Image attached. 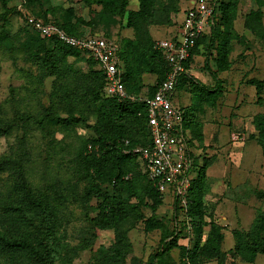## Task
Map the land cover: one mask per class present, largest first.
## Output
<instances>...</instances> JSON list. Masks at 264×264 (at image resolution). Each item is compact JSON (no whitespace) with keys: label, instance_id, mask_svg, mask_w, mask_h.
<instances>
[{"label":"trees","instance_id":"trees-1","mask_svg":"<svg viewBox=\"0 0 264 264\" xmlns=\"http://www.w3.org/2000/svg\"><path fill=\"white\" fill-rule=\"evenodd\" d=\"M12 1L0 0L3 11L0 15V55L15 66L23 60L35 67L36 73L28 76V83L21 90L11 89L10 98L0 103V137H11L23 131V136L18 138V149L0 156V264H54L52 239L64 228L68 217L66 201L59 190L72 194L73 204L79 205L85 211V219H89V228L80 234L78 246L68 253L69 259L90 248L91 239L97 232L113 231L115 241L106 251L107 264H127L129 259L131 264H141L132 255L129 233L140 223L147 233L164 230L157 212L164 205L165 196L143 173L139 157L133 152L135 148L151 145L147 108L141 98L152 97L169 72L162 52L155 47L156 40L152 38L150 27L169 26L171 15L180 12V2L187 5L189 0H137L139 6L136 11L128 10L130 0H82L90 11V20L84 22L78 18L76 23L71 18H58L57 13L61 10L53 7L51 0H16L17 6L25 10L24 21L26 16H32L75 38L86 37L80 25L92 29L102 26L105 31L102 37L119 45L121 81L127 99L104 96V74L87 54L56 39L42 38L26 22L16 33H9L5 27L8 16L15 12L20 14V10L14 11L9 7ZM254 1L259 11L246 17V26L256 33L263 30L260 10L264 9V0ZM215 2V21L192 50L184 64L187 73L181 76L176 87L177 93L189 87L191 107L196 109L204 103L208 107H216L223 96L218 75L231 67L227 59L230 42L235 35L234 24L240 0ZM118 19L125 20L126 28L133 32L132 38H122L119 42L110 36V29ZM204 51L208 52L205 67L210 70V62L216 67V71L210 72L216 83L212 91L199 89L192 82V64L195 57ZM69 59L85 63L86 72L76 69ZM18 71L23 72L21 69ZM147 76L155 81L143 94L146 88L143 81ZM48 78H54V81L48 95L49 104L45 106L42 96ZM247 84L255 88L257 102L261 103L264 80L253 79ZM180 111L183 113L184 131L190 134L188 144L193 178L185 205L171 195L173 213L177 221L183 219L181 222L186 228L201 236L206 227L203 197L208 191L207 177L205 167L195 164L191 151L194 143L192 132L198 126L192 120L194 111L187 108ZM89 119L95 121L91 129L93 135L80 139L73 148L75 150L68 162V181L40 176V183H35L33 178L38 173L35 174V161L28 146L31 131L39 132L42 137L50 135V129L64 134L79 125L88 126ZM253 126L264 155V114L253 118ZM5 173L10 179L3 184L1 176ZM257 197L264 200V193H257ZM94 199L96 204L92 205ZM146 210L151 212V217H147ZM91 214L93 218L89 217ZM91 231L95 233L92 235ZM235 236L236 252L246 263L252 264L259 255H264V210L257 214L248 233L236 232ZM222 241L221 229L212 224L204 245L193 253L186 247L182 248V255L190 261L193 258H218ZM165 243L164 249L148 264H176L171 251L178 246L177 241L174 238Z\"/></svg>","mask_w":264,"mask_h":264},{"label":"rangeland","instance_id":"rangeland-1","mask_svg":"<svg viewBox=\"0 0 264 264\" xmlns=\"http://www.w3.org/2000/svg\"><path fill=\"white\" fill-rule=\"evenodd\" d=\"M13 0L9 7L14 11L20 10V14L11 13L5 25L9 33H16L24 27L23 13L25 10L17 6ZM53 7H58L61 13L58 18H71L73 23L81 18L84 22L90 20V11L82 0H51ZM138 1L130 0L128 10L136 11ZM179 13L171 15V24L166 27H150L152 38L156 41L175 34L179 25V19L187 8L185 3L180 2ZM259 11L254 0H240L238 18L234 24L235 35L230 42L228 63L231 67L228 71L220 73L223 96L217 101L216 107H208L205 103L199 108H193L189 87L176 93L173 105L179 109L194 111L193 122L198 125L192 135L194 139L191 151L195 158V164L205 167L207 177V193L203 197V221L206 227L201 236L185 227L183 219H175L173 213V200L170 195L165 196L164 205L159 208L157 217L164 224V230H156L151 233L144 231V225L140 223L129 235L132 246V255L141 264H148L151 259L175 238L177 247L171 251V257L176 264H249L246 263L236 252V232L248 233L257 216L264 210V200L257 197V193H264V155L261 145L258 143V134L253 126V118L258 114H264L263 101L257 102L255 88L247 82L249 80H264V9H261L262 32H252L246 26V17L251 12ZM3 13L0 7V15ZM52 20V18H50ZM0 23V27H1ZM80 29L87 35H105L102 26L95 29L80 25ZM110 36L120 42L122 38H132L133 32L126 28L125 20L119 21L111 27ZM195 57L191 67L192 82L199 89L212 91L216 83L211 71H216L215 65L210 62L209 69L205 67L208 52ZM215 55V52H212ZM211 61V60H210ZM15 66L7 58L0 55V103L10 98L11 89H22L27 85L28 76L35 74L36 69L23 60H19ZM76 69L86 72L85 63H75ZM98 68V67H97ZM17 69V70H16ZM21 69L23 72H19ZM26 75V76H25ZM54 78L45 80L42 103L48 106V95L52 91ZM154 78L144 77L147 87L154 84ZM24 94V92H22ZM142 94V95H143ZM23 100V99H21ZM26 102V101H25ZM94 120H88V126H78L70 131L60 134L55 129H50V135L42 137V134L31 131L29 134V147L32 151V159L35 161V183H40V176L54 178L55 181L65 178L70 172L69 159L82 138H90L93 135L92 126ZM23 131L11 137H0V156L9 155L18 149V138L22 137ZM254 137V138H253ZM199 138H201L199 140ZM49 172V174L47 173ZM193 177V171H190ZM10 177L8 173L1 176L3 184ZM66 201L67 212L66 224L59 234L52 239L54 249V264H107L106 251L114 244V232L102 231L95 234L90 248L79 252L73 259L68 258L72 248L78 246L82 231L89 228V219H85V211L77 204H73V195L68 191L59 190ZM60 199V198H59ZM69 201V202H68ZM96 204L94 199L91 203ZM147 217L151 212L145 211ZM93 214L89 215L93 218ZM214 224L221 229L223 241L218 258L205 260L202 258H185L182 248L189 249L192 253L203 246ZM92 235L95 231H91ZM164 239V240H163ZM165 243V244H166ZM131 264V260H127ZM252 264H264V255H259Z\"/></svg>","mask_w":264,"mask_h":264},{"label":"built area","instance_id":"built-area-1","mask_svg":"<svg viewBox=\"0 0 264 264\" xmlns=\"http://www.w3.org/2000/svg\"><path fill=\"white\" fill-rule=\"evenodd\" d=\"M217 4L215 0H189L183 20L172 38L156 41L169 67L165 81L152 97H142L146 105L151 145L134 149L141 169L162 195H173L186 204L190 189L192 161L188 144L190 134L183 128V113L173 105L176 87L185 75L184 64L190 58L198 40L206 35L214 23ZM25 22L42 38L58 42L87 54L105 77L103 94L107 98L127 99L121 81L119 45L102 36L75 38L58 30L52 24H44L32 16Z\"/></svg>","mask_w":264,"mask_h":264},{"label":"crops","instance_id":"crops-1","mask_svg":"<svg viewBox=\"0 0 264 264\" xmlns=\"http://www.w3.org/2000/svg\"><path fill=\"white\" fill-rule=\"evenodd\" d=\"M182 20H183V15H181V19H179V25L181 24ZM179 25H178V27H179ZM178 27L176 28L175 34L177 33ZM175 34H172L171 36H168V37H166L164 39L172 38Z\"/></svg>","mask_w":264,"mask_h":264}]
</instances>
